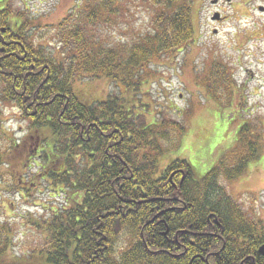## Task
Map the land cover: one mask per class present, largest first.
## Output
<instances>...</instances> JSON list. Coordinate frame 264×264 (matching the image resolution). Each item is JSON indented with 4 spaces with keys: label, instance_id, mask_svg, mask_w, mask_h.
<instances>
[{
    "label": "trees",
    "instance_id": "16d2710c",
    "mask_svg": "<svg viewBox=\"0 0 264 264\" xmlns=\"http://www.w3.org/2000/svg\"><path fill=\"white\" fill-rule=\"evenodd\" d=\"M90 1L83 8L85 22L70 16L58 25V54L31 33L49 30L48 24L26 12L16 11L22 20L13 19L10 2L0 7V103L16 108L31 132L24 140L11 134L0 107L1 190L21 193V183L40 178L70 195L66 205L33 218L42 242L18 261L39 262V256L46 264H264V221L249 217L220 183V177L246 174L260 158L251 126L240 127L237 145L198 179L186 159L160 171L168 144L176 137L180 143L186 131L182 122L149 124L121 93L84 102L74 89L86 78H107L128 92L139 90L142 70L152 60L193 42L192 0H148L160 9L153 32L118 47L87 27L100 22L103 10L115 22L111 15L119 14V0ZM228 80L222 71L206 84ZM38 163L39 173L21 178ZM15 234L13 224L0 222V260Z\"/></svg>",
    "mask_w": 264,
    "mask_h": 264
},
{
    "label": "rangeland",
    "instance_id": "374dc122",
    "mask_svg": "<svg viewBox=\"0 0 264 264\" xmlns=\"http://www.w3.org/2000/svg\"><path fill=\"white\" fill-rule=\"evenodd\" d=\"M95 1L98 0H91L90 6ZM8 2L14 10L13 19L22 20L17 12H26L37 23L48 24L49 30H30L51 53H57L56 47L60 45L54 39L60 23L70 16L72 20L79 16L85 22L83 8L87 0H3L0 7ZM117 3L119 14L111 15L115 22L107 20V11H101L100 22L87 27L93 35L107 45L118 47L129 46L153 32L152 22L159 7L148 0ZM216 12L223 17L221 21L213 19ZM192 19L193 42L152 60L142 70L144 79L139 90L128 92L124 84L112 83L107 78H86L75 83V92L84 102L121 93L127 98L129 108L143 114L149 124H160L164 119L182 122L186 131L180 143L176 137L168 144L169 149L160 159V171L175 159H186L198 179L237 145L240 127L251 126L252 136L260 139V158L249 163L246 174L233 180L220 177V183L249 217L264 221V0H218V3L192 0ZM216 65L219 68L215 69ZM211 71L218 72L213 75ZM222 71L229 79L226 84H206V79L213 80ZM0 107L11 134L22 140L29 138V121L18 116L19 111L9 103H0ZM17 164L13 158L12 168ZM40 170V163L32 164L27 172H21L24 174L21 178L33 177ZM20 186L24 187L21 193L12 189L2 192L0 184V222H10L16 232L12 248L0 264H46L39 256V262L35 257L32 262L28 257L26 262H19L18 258L29 255L42 242L33 218L41 219L66 205L70 195L64 189L57 191L40 178L32 185L21 183Z\"/></svg>",
    "mask_w": 264,
    "mask_h": 264
},
{
    "label": "water",
    "instance_id": "95a60500",
    "mask_svg": "<svg viewBox=\"0 0 264 264\" xmlns=\"http://www.w3.org/2000/svg\"><path fill=\"white\" fill-rule=\"evenodd\" d=\"M213 19H220L219 14H216ZM260 251L264 254V245L261 247Z\"/></svg>",
    "mask_w": 264,
    "mask_h": 264
},
{
    "label": "flooded vegetation",
    "instance_id": "af4514ba",
    "mask_svg": "<svg viewBox=\"0 0 264 264\" xmlns=\"http://www.w3.org/2000/svg\"><path fill=\"white\" fill-rule=\"evenodd\" d=\"M216 13H217V14H220V13H218V12H216ZM222 18H223V17L220 15V19H219L218 21H221V20H222Z\"/></svg>",
    "mask_w": 264,
    "mask_h": 264
}]
</instances>
